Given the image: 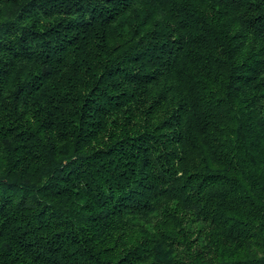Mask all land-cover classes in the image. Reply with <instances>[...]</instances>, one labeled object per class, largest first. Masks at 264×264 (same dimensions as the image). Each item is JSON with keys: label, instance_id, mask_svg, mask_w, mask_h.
Instances as JSON below:
<instances>
[{"label": "trees", "instance_id": "16d2710c", "mask_svg": "<svg viewBox=\"0 0 264 264\" xmlns=\"http://www.w3.org/2000/svg\"><path fill=\"white\" fill-rule=\"evenodd\" d=\"M0 264H264V0H0Z\"/></svg>", "mask_w": 264, "mask_h": 264}]
</instances>
